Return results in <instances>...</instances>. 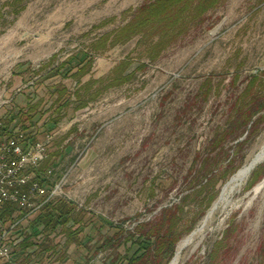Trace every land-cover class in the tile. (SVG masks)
Wrapping results in <instances>:
<instances>
[{
	"label": "rangeland",
	"instance_id": "rangeland-1",
	"mask_svg": "<svg viewBox=\"0 0 264 264\" xmlns=\"http://www.w3.org/2000/svg\"><path fill=\"white\" fill-rule=\"evenodd\" d=\"M151 1L0 0V119L41 101L28 132L37 129L39 138L52 133V179L61 182L60 198L87 217L133 230L172 205H184L185 221L204 211L169 264H207L213 252L214 264H260L264 111L247 130L231 117L249 76L264 70V0H226L157 56L141 36L96 48ZM88 59L86 74L66 76L67 68L75 71ZM122 61L132 77L113 84ZM64 62L70 65L57 71ZM62 87L72 102L58 111L67 98L58 100L55 91ZM223 133L226 140L215 147ZM223 174L206 207L213 191L206 180ZM99 226L77 234L66 252L59 230L54 242L60 252L34 256L29 264L108 263L110 251L88 253ZM0 263L24 262L12 253Z\"/></svg>",
	"mask_w": 264,
	"mask_h": 264
},
{
	"label": "trees",
	"instance_id": "trees-1",
	"mask_svg": "<svg viewBox=\"0 0 264 264\" xmlns=\"http://www.w3.org/2000/svg\"><path fill=\"white\" fill-rule=\"evenodd\" d=\"M225 1L152 0L138 7L131 19L120 29L100 38L96 43V48L106 47L107 44L117 45L133 37L141 36L152 41L150 49L154 56H157L168 45L185 34L192 23L202 21L206 13L217 8ZM111 36L113 37L111 38ZM91 63V59L84 60L77 65V69L74 71V67L67 68L66 66L70 64L64 62L57 68V71L66 67V76L81 77L86 74V68ZM128 66L129 63L126 61L119 63L115 69L116 75L112 80L113 84H121L132 77V73L125 74ZM143 67L144 65H141V68ZM238 77L236 75L234 80L236 81ZM204 87H206V93L211 91L212 87L209 86V83H206ZM263 91L264 70H261L258 74L249 76L236 101L234 113L231 117L232 123H239L243 130H247L248 126L253 127L257 124V120L264 111ZM55 92L59 95L58 100L65 95L67 96L63 104L57 107L58 111L67 108L72 102V96L69 94L68 89L62 87L56 89ZM58 100L54 104L59 102ZM39 105H41V101L34 105H28L26 109H15L8 112L5 117L0 119V138L9 134V129L12 126L23 131H28L31 126L34 127L38 120L35 117L41 112L38 109ZM53 106L52 104L49 108ZM227 135V133H223L217 136L213 140L214 146H220L226 140ZM241 143L238 142V145ZM53 161L54 158L48 155V158L35 172V179L47 188L54 185L52 177H45L49 169H52V173L55 174ZM257 174L258 172L254 173V178ZM226 175L223 174L206 180L205 185L211 186L213 190L208 197L206 207L210 206L215 200L218 194L217 186L225 181ZM252 185L253 183L250 186ZM17 212V206L8 204L0 210V222L9 227L16 221L17 218L14 215ZM183 213V204L172 205L164 208L154 221L139 223L133 230H127L123 224L114 225L102 217H87L86 213L82 209L79 210L75 203L65 198H57L46 203L31 220L27 221V225L19 224L12 231V253L17 255V259L22 257L23 264H29L34 256L58 254L61 245L54 242V235L59 230L64 233L66 239L64 247L66 252L73 243L78 241L77 234L84 233L88 228V231L92 230L98 222L100 224V237L98 239L94 237L88 239V243H93L88 250L89 254L94 253L90 258L101 252L110 251L109 262L106 264H169L175 254L177 243L185 234L192 231L200 216L185 221L182 217ZM107 226L109 228L108 232L102 233ZM112 230L113 233L110 234ZM86 236H89L88 233L84 235V239ZM214 261L215 252L210 255L207 264H214ZM260 264H264V259Z\"/></svg>",
	"mask_w": 264,
	"mask_h": 264
},
{
	"label": "built area",
	"instance_id": "built-area-1",
	"mask_svg": "<svg viewBox=\"0 0 264 264\" xmlns=\"http://www.w3.org/2000/svg\"><path fill=\"white\" fill-rule=\"evenodd\" d=\"M51 139L52 133L39 138L37 129L28 132L14 126L0 139V210L8 204L18 210L16 221L9 227L0 222V260L12 256V231L31 220L46 203L61 197V182L54 181L47 188L35 179V172L48 158L47 144ZM52 174L49 169L45 177Z\"/></svg>",
	"mask_w": 264,
	"mask_h": 264
},
{
	"label": "bare ground",
	"instance_id": "bare-ground-1",
	"mask_svg": "<svg viewBox=\"0 0 264 264\" xmlns=\"http://www.w3.org/2000/svg\"><path fill=\"white\" fill-rule=\"evenodd\" d=\"M175 262H173L172 264H174Z\"/></svg>",
	"mask_w": 264,
	"mask_h": 264
}]
</instances>
